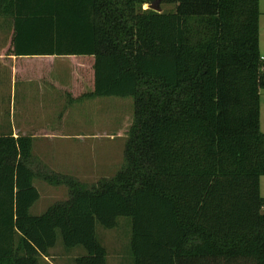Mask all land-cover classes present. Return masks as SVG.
<instances>
[{
    "label": "trees",
    "instance_id": "16d2710c",
    "mask_svg": "<svg viewBox=\"0 0 264 264\" xmlns=\"http://www.w3.org/2000/svg\"><path fill=\"white\" fill-rule=\"evenodd\" d=\"M157 1L173 9L143 8ZM0 17L16 81L40 76L18 62L71 56L90 91L74 76L69 102L134 105L119 171L89 188L43 175L69 197L40 215L31 136H0V264H41L58 234L84 250L74 264H106L95 228L120 218L132 264H264L259 0H0Z\"/></svg>",
    "mask_w": 264,
    "mask_h": 264
},
{
    "label": "rangeland",
    "instance_id": "374dc122",
    "mask_svg": "<svg viewBox=\"0 0 264 264\" xmlns=\"http://www.w3.org/2000/svg\"><path fill=\"white\" fill-rule=\"evenodd\" d=\"M159 6L162 11L173 9L172 5L164 3ZM148 7L144 5L143 8ZM12 30V19L0 17V51L4 57ZM20 63L22 66H19ZM37 65V61L18 62V67L28 70L29 74L36 70ZM24 80L28 79L12 82L9 61L0 60V133H7L8 130L13 133L12 126L19 124L32 138L29 164L35 174L33 186L39 198L31 207L30 214L40 215L50 205L64 202L69 197L66 185L50 184L42 179L43 175L70 177L89 188L100 180L112 178L119 171L123 164L124 145L133 123L134 105L129 97H98L78 101L71 109H65L59 103L53 106L39 102L38 97L30 94L35 84L21 83ZM27 87L31 89L24 94ZM45 134L48 135L43 136ZM260 179V195L264 198V176ZM95 232L106 249V264H132L128 219L120 218L117 227L110 230L96 225ZM55 247L54 251H65L59 234ZM71 251L85 253L80 247Z\"/></svg>",
    "mask_w": 264,
    "mask_h": 264
},
{
    "label": "crops",
    "instance_id": "0c3cea01",
    "mask_svg": "<svg viewBox=\"0 0 264 264\" xmlns=\"http://www.w3.org/2000/svg\"><path fill=\"white\" fill-rule=\"evenodd\" d=\"M9 18V17H4ZM12 19V18H11ZM13 21V20H12ZM259 53L260 58H264V1L259 0ZM3 49V47H2ZM1 54V51H0ZM0 60L9 61V66L11 70V80L17 83V81L13 78V68L15 65L16 58L13 56H5L3 54L0 55ZM26 61H30L27 59ZM35 61L38 62L36 71L38 75L37 78H32L31 80H24L21 81L23 84H35L34 87L32 86L33 92L30 94L35 95V97L39 98V102H44L48 105H53L55 103L62 104L65 109H71L72 106L77 104L76 102H69L67 99V91H70L73 88V78L74 76H78L80 79L79 81L82 83V88L79 92L76 91V94L80 96L81 93L85 91H90V86L84 81V79L78 74L77 70L75 69L74 65V58L71 56H39L35 58ZM264 64V62H263ZM264 70V68H263ZM78 81V82H79ZM77 82V83H78ZM76 83V84H77ZM31 87H27L26 91L23 93H29ZM91 100V99H90ZM264 90L261 91L260 94V131L264 133L262 128L264 127V122H262V104L264 103ZM60 111L64 110L62 108L59 109ZM53 112H57V110H51ZM12 126V125H11ZM23 126H12V132L9 130L7 133H0V136H8L11 135L13 137L17 136H25L29 135L28 131L24 129ZM45 134L43 136H46ZM261 180V179H260ZM260 186V181H259ZM57 242V241H56ZM56 245V244H55ZM60 247V246H58ZM57 247H53L50 249L45 256L41 259V264H74V259L80 257L82 254L81 251H54Z\"/></svg>",
    "mask_w": 264,
    "mask_h": 264
},
{
    "label": "water",
    "instance_id": "95a60500",
    "mask_svg": "<svg viewBox=\"0 0 264 264\" xmlns=\"http://www.w3.org/2000/svg\"><path fill=\"white\" fill-rule=\"evenodd\" d=\"M148 8L151 9V10H153V11H155V12H161V8L159 6V1H157V2H155L153 4H151V5H149Z\"/></svg>",
    "mask_w": 264,
    "mask_h": 264
},
{
    "label": "built area",
    "instance_id": "2783aa9c",
    "mask_svg": "<svg viewBox=\"0 0 264 264\" xmlns=\"http://www.w3.org/2000/svg\"><path fill=\"white\" fill-rule=\"evenodd\" d=\"M261 61L264 62V58H261Z\"/></svg>",
    "mask_w": 264,
    "mask_h": 264
}]
</instances>
